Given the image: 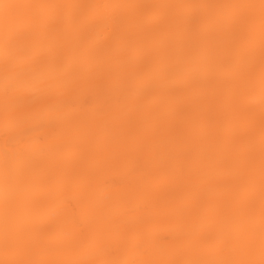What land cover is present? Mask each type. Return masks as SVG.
<instances>
[{
    "label": "bare ground",
    "instance_id": "bare-ground-1",
    "mask_svg": "<svg viewBox=\"0 0 264 264\" xmlns=\"http://www.w3.org/2000/svg\"><path fill=\"white\" fill-rule=\"evenodd\" d=\"M22 4H246L259 0H11ZM38 15H61L62 10H35ZM149 17L194 10L141 9ZM213 10H201L207 15ZM74 24L53 42L54 64L65 80L80 86L54 91L41 104L20 109L6 123L3 115V74L0 71V167L10 160L31 176L16 209L26 232L36 239L35 258L49 261L116 259L138 264H174L198 255L210 231L209 219L218 207L225 220L237 221L212 231L208 241L216 258H248L244 251V193L209 167L216 159L207 132L216 140H243L250 128L259 133L260 109L250 112L247 97L234 84L242 71V34L208 45L201 37L152 42L130 36V9L91 7L73 9ZM238 54V55H237ZM190 56L214 62L212 74L147 81L148 88L125 115L120 83L132 71L152 73L158 66ZM259 95L257 65L256 88ZM187 119L189 123L182 121ZM58 129L54 133L53 129ZM145 143H175L186 153L156 165ZM126 163H108L113 154L129 149ZM237 167L242 156L233 154ZM188 160L181 167L178 161ZM148 184L150 187L144 188ZM90 193V195H89ZM2 199V193H0ZM3 216L0 208V226ZM2 258V253H0ZM259 261L257 243L254 255Z\"/></svg>",
    "mask_w": 264,
    "mask_h": 264
},
{
    "label": "snow or ice",
    "instance_id": "snow-or-ice-1",
    "mask_svg": "<svg viewBox=\"0 0 264 264\" xmlns=\"http://www.w3.org/2000/svg\"><path fill=\"white\" fill-rule=\"evenodd\" d=\"M104 7L109 9H130L129 17L132 29L130 36L134 39L152 42H172L175 37L199 36L208 45H215L229 37L242 34L245 40L242 71L239 73L235 88L237 95L247 97L246 104L250 112L256 105L260 109L258 139L254 128H250L241 141L235 136L231 139L216 140L218 130L207 132L208 147L216 159H210L209 167H223V175L235 182L244 193V223L247 225V238L244 251L248 258H216L214 249L208 242L212 231H223L235 226L224 219L219 208H213L214 216L209 219L210 231L202 236L205 241L199 247L198 255L175 261L174 264H264V0L259 3L246 4H22L11 0H0V71L3 74V115L6 123L12 122L17 111L25 107L41 104L54 91L70 90L80 86L78 80H65L63 73L54 64L53 42L56 36L66 29H71L74 19L73 9ZM58 9L61 15H38L35 10ZM170 9L194 10L193 14L183 12L162 13L145 17L137 10ZM201 10H213L207 15L199 14ZM238 55V54H237ZM257 65L259 71V95H251L256 88ZM216 71L214 62H202L196 56L173 61L156 67L152 73L132 71L120 83L123 99L119 103L118 115L127 114L134 108L135 101L148 88L147 81H162L161 87H167L170 78L179 77L174 82L182 83L183 78L197 73L212 74ZM187 124L189 121H182ZM58 129H53L58 133ZM125 151L113 154L108 163L123 165L126 163ZM140 150L152 154L156 165L166 160H176L186 153L177 151L175 143H145ZM242 156L243 166L237 167L233 154ZM180 166H190V161H178ZM31 176H25L10 160H5L0 167V208L3 222L0 226V264H138L137 261L116 259H75L67 261H49L35 258L37 241L30 232L23 228L16 209L22 200L13 202L15 193L23 197L28 189ZM144 188L150 185H143ZM90 195V193H89ZM259 246V261L252 259L256 246Z\"/></svg>",
    "mask_w": 264,
    "mask_h": 264
}]
</instances>
